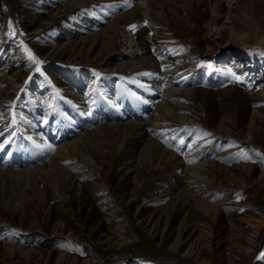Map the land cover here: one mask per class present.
Segmentation results:
<instances>
[{
	"label": "rangeland",
	"instance_id": "obj_1",
	"mask_svg": "<svg viewBox=\"0 0 264 264\" xmlns=\"http://www.w3.org/2000/svg\"><path fill=\"white\" fill-rule=\"evenodd\" d=\"M48 1L41 15L42 0H0V56L14 60L17 72L27 71L20 75L19 92L7 93V98L17 99L23 90L26 95L31 83L30 93L38 98L46 122L54 117L53 87L74 81L66 58L46 57L41 36L30 35L49 23L62 4ZM162 2L166 30L173 36L167 50L170 60L185 68L178 79L182 88L192 89L186 104L194 124L166 127L154 136L182 160L191 151L206 149L204 161L214 164L202 175L204 181H195L186 204L174 194L146 203L152 191L132 200L146 177L142 173L134 179L86 169L87 176L71 188L68 204L40 185L44 199L33 198L29 213L17 206L10 215L0 207V264H55L60 253L66 256L61 264L94 258L92 264H264V0ZM134 45L120 37L115 52L126 53ZM79 64L87 82L78 91L93 105L96 65ZM127 98L124 108L137 116L134 120L152 110H146L144 96ZM68 109H63L62 120L106 114L105 108L89 105L82 117ZM10 153L13 160L23 158L10 148L0 153V161ZM118 197L123 201L116 202ZM5 241L20 242L37 255L25 260L10 254Z\"/></svg>",
	"mask_w": 264,
	"mask_h": 264
},
{
	"label": "bare ground",
	"instance_id": "obj_2",
	"mask_svg": "<svg viewBox=\"0 0 264 264\" xmlns=\"http://www.w3.org/2000/svg\"><path fill=\"white\" fill-rule=\"evenodd\" d=\"M54 1L62 4L50 16L51 21L30 35L41 36L40 49L46 57L66 58L64 64L74 81L53 87L57 91L54 117L46 122L40 116L38 98L30 93L31 83L26 95L23 90L17 99L7 98V93L19 92L21 74L27 71L17 72L14 60L0 56V153L17 148L23 156L13 160L10 153L0 161V207L10 215L17 206L29 213L33 198L43 201L40 185L44 184L68 204L71 188L79 178L87 176L86 169L134 175V179L145 174L133 191L132 200L152 191L154 195L146 203L174 194L186 204L195 181H204L202 175L213 162L204 161L206 149L191 151L182 160L162 147L154 136L166 127L194 124L186 104L192 89L182 88L184 82L178 79L185 68L176 66L167 50L173 36L168 34L160 9L163 0ZM49 2L42 0L41 15ZM120 37L134 40L135 45L117 55L115 48ZM79 63L96 65L98 86L90 98L93 105L78 91V86L87 82V74ZM65 91L71 96L67 97ZM127 94L147 99L146 110H152L144 119L134 120L137 116L128 114L130 111L124 108ZM88 105L100 111L105 108V116L100 113L92 117L87 113L86 120H62L63 109L78 110L82 117ZM123 116L132 120L121 121ZM8 130L9 134L4 133ZM20 141L24 146H17ZM121 199L118 197L116 202ZM4 244L10 254L16 253L25 260L37 255L20 242ZM65 260V253H60L55 264Z\"/></svg>",
	"mask_w": 264,
	"mask_h": 264
},
{
	"label": "snow or ice",
	"instance_id": "obj_3",
	"mask_svg": "<svg viewBox=\"0 0 264 264\" xmlns=\"http://www.w3.org/2000/svg\"><path fill=\"white\" fill-rule=\"evenodd\" d=\"M32 59L35 61V63H37V64H40L41 63V61H39V60H36V58L35 57H32ZM38 71H39V69H37Z\"/></svg>",
	"mask_w": 264,
	"mask_h": 264
}]
</instances>
